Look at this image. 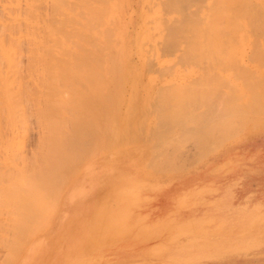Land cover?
<instances>
[{
  "label": "rangeland",
  "instance_id": "1",
  "mask_svg": "<svg viewBox=\"0 0 264 264\" xmlns=\"http://www.w3.org/2000/svg\"><path fill=\"white\" fill-rule=\"evenodd\" d=\"M40 1L13 0L12 4L10 0H0V34L2 32L0 38L5 40L11 32L10 35L20 41V49L22 51L20 50L19 58L24 60H21L20 66L24 62V67L21 66V74L23 75H20L18 79L20 80L22 76L23 81H25H22L23 85L29 88L25 90L23 86L22 90L25 91L20 90L21 88L19 89L20 93L24 92L20 94L22 96L18 94L19 92H16V94L19 95L18 97L22 101L25 97V101L28 99L27 97H30L29 101H27H31L30 103L23 101L27 107L23 104L25 115L20 111L26 116L23 117L26 120L28 119L29 125L25 124L26 121H23V124L15 125L16 127L1 126L4 123L0 114L1 187L4 186L3 184L8 183L5 179L7 174L12 177L17 168L22 169L19 156L14 158L10 156L7 159L9 157L5 153L7 145L9 149L11 148L9 145L15 147L14 144L16 142V147H18L23 145L22 142L24 141V146L20 147V150H23L22 152L25 154L23 155L25 161L23 167L27 168L29 166L28 158L30 159V153L37 149L38 136L42 130L38 127L41 124L37 125L39 122L35 113L39 105L38 102H40L39 99H42L43 96L46 98L49 95V91L46 89L44 91L43 86L39 82L45 76H33V74L29 76L26 71H23L27 60L24 58L27 54L26 42H29L27 38H31L28 33L31 27L29 28L28 25L24 24L25 22L32 23L34 21L32 24L41 34H44V36L42 34L43 39L47 40V32H43L46 31V27L49 28L57 20L62 26V21L64 20L61 13L56 14V16L52 13L51 4L48 0ZM92 1L88 0L91 5L99 8L105 7V4L109 5L106 1L112 4L111 14H115L114 19L118 20L115 22L117 25L115 23L113 24L114 26L110 24V19H107V21L110 27L116 29L115 33L118 32L120 36L121 34L123 35V58L125 62L123 70L126 74L123 71L121 76L119 75L120 79L118 76L112 77V80L116 78L115 80L119 82L123 80V84H119L120 87H110L109 90L107 86H103V89L100 87L101 90H96L97 97L101 96L100 98L102 99V97L106 96L109 98L106 101L107 103L108 100H112V102L109 101L112 104H107V107H110L109 110L113 109L110 112L112 118L111 120L110 118L103 119L102 116L94 118L89 132L93 139H101L104 132L102 130L103 125H106L110 127V136L120 142L118 140L114 141V143L112 142L110 144L111 147L107 144L106 146L102 144L94 149L92 146L91 150L83 158L80 170L78 167L75 170H71L72 173H70L72 175L68 174L66 180L57 185L54 194L50 198L52 200L51 205L40 216L37 215L34 218L35 222L32 227L26 229L23 233H12L13 216L8 208L0 205V264H264V127L249 128L251 125L249 122L250 118L246 119L247 116H244L246 126L243 128L245 124L240 119L242 125L240 126L241 133L239 132L237 136L235 134L233 138L222 142L221 147L205 153V158L203 157L201 160L195 158L197 150L191 142L183 144L180 151L172 158L170 165H167V159H170L169 154L172 153L170 146H167L166 150H164V156L162 154L159 155L157 150L149 151L151 144L154 142L150 139L153 138L151 137L153 133L149 130V128L152 129L150 121L153 112L151 108L157 107L159 96L164 101L169 99L166 98V92L169 90L177 89L175 91L177 94L175 92V94L170 93L172 97L179 96V91L181 93L184 91L183 93H185L184 97L181 95L177 97V107L175 104L170 103V106H175L174 108L172 107L173 109L178 110V115L180 116L181 110L176 108H179L180 101L184 102L180 104V108L187 102L189 103L187 107L193 108V113L200 114V118L202 116L201 122L203 121L202 124L204 125L208 122V120L206 122L208 118H205L206 114L210 115L213 112H215V116H213L214 122L216 120L228 122L223 115L221 117L223 116L224 118L221 120L219 116L226 108L223 105L224 103L225 106L228 102L235 103L237 106L239 103L242 106L245 103L250 105L259 100L260 103H263L264 59L262 60V57L264 58V44L262 42L264 41L250 40L249 42L248 39L243 40V43L237 41L238 44L235 41H230V45L226 44L228 43L227 41H222L223 44L221 46H223V49L219 52L220 55H216L214 51V53L211 51L210 56L209 50H206L205 54V47L200 46V41L195 42V39L190 36V32H187L186 35L189 33L188 37L185 36L183 39L180 37L183 43L179 38V41L175 43L177 44L176 46L174 44L165 49L162 46V38L157 35L156 30L153 28L156 17L154 14L157 7L160 10V15L164 17V7H162L163 4H159L160 0ZM255 1L257 3L260 2L259 4L263 7V13L261 14L263 15V18L261 16L263 20L261 21L264 24V0ZM67 2L69 4L75 3V0H67ZM101 2H105V4ZM201 5V0H186V4H179L178 9L182 10L186 15H197ZM26 9L31 12L32 10L35 11V20L32 21L29 17L31 12L29 15L25 13ZM60 10L62 11V8ZM40 12L42 13L41 18L39 17L41 15ZM175 14L178 13H174V16L172 15L174 20L176 19L174 17H177ZM44 17L45 20L41 26ZM8 19L15 24L12 31L2 27V24H6ZM39 19L41 20L37 21ZM20 26L22 29L24 27V29L22 30ZM41 27L44 29H40ZM65 28L68 29V25L65 24ZM96 28L93 33L96 32L97 35L98 31H96ZM148 31L150 32L148 33ZM147 36L149 39L151 37V41H149L151 44L146 41ZM157 37L162 41L160 40L159 42ZM96 41L100 42L99 36L94 37L91 42ZM155 41L158 45V52L162 50V53L159 52L162 56L154 58L151 56V58L146 52H149L151 47L148 45L155 44ZM24 45L25 48H23ZM224 47L226 48L224 49ZM231 48L233 49L232 52L236 48L232 54H230ZM60 49L63 50V46ZM168 49L170 52H167ZM225 50H227L228 54ZM148 56L150 59L147 58ZM255 57L258 58L256 59ZM210 58L212 59L210 60ZM247 67H250L251 73H248L250 70ZM236 68H240V70L242 68L243 71L241 72ZM220 69L221 71L219 72ZM226 69H229V72L230 70L233 72L236 69L235 72L237 73L238 71L237 75L239 77L236 76V78L233 76L236 73H229ZM252 69L253 73L256 71L255 75L252 74ZM239 72H241V75ZM245 72L250 75L247 76ZM226 73H229L228 79L226 78L228 76ZM101 75L99 74V77ZM220 75L227 76H222L223 80ZM94 76L97 78L96 76L98 75ZM94 76L93 79H95ZM202 76L204 79L206 77L205 81ZM38 77H40L39 80H37ZM107 77L108 75H102L99 80L102 83L108 82L109 77ZM103 78L104 80H101ZM10 79L13 80L14 77L11 76ZM213 80L216 82L214 83ZM94 81L98 82V79ZM30 82L35 87H30L32 86ZM205 83L206 85L204 86L203 84ZM98 84L100 86L99 82ZM206 87L208 90L205 89ZM223 88L227 91H225L226 93ZM33 89L35 93L32 92ZM12 90L15 91L16 88ZM36 90H39V94ZM42 90L43 92H41ZM60 90L59 95L63 98L67 89L64 90L63 88V90ZM26 91L30 93V96L25 94ZM186 91H188L187 94ZM199 91L205 95L204 100L198 94ZM231 93L233 95H229ZM253 93L259 94V100L255 94L254 97L251 96ZM34 94L35 97L33 96ZM235 100L236 102H234ZM250 101L253 102L251 103ZM207 106H212L210 107L212 109L209 110L208 108L207 110ZM98 107L101 108L99 105ZM172 108L170 107V109ZM170 109L168 110L172 114L177 113ZM208 111H211V113ZM193 113H191L192 116H194ZM185 114L190 119L191 114ZM178 115L174 114L173 116L178 118ZM196 117L195 119H197ZM251 119L254 120L253 117ZM186 120L188 121V119H185L184 125L189 126V121L192 119L188 122ZM141 124H143L144 128ZM191 124L193 123H190V127L193 128ZM140 125L142 128H140ZM21 127L24 130H21ZM195 127H197L196 124ZM229 127H231V130L234 128V126ZM25 128H27L26 131ZM189 128V132L192 133L194 128ZM39 129H41L40 133ZM140 129L142 130L140 131ZM81 131H85V129L82 128ZM21 132H23L22 135L25 139L22 137ZM148 133L150 134L148 135ZM17 135L21 140L18 139ZM174 136L175 131L173 129L171 137ZM150 140L151 142H149ZM147 141L148 143H146ZM140 146L148 151L146 156H141L139 153ZM157 164L158 166H155ZM172 165L173 167L171 168ZM119 176L130 177L129 182L121 185ZM74 188H76V191ZM119 207L122 209L121 215L118 213ZM123 213L126 214L127 219H124V217L121 219Z\"/></svg>",
  "mask_w": 264,
  "mask_h": 264
},
{
  "label": "bare ground",
  "instance_id": "2",
  "mask_svg": "<svg viewBox=\"0 0 264 264\" xmlns=\"http://www.w3.org/2000/svg\"><path fill=\"white\" fill-rule=\"evenodd\" d=\"M41 1H43V0H41ZM48 1L51 4L50 9H51L52 13L55 16H56V14L61 13L64 21H62V23H63L62 26L60 25V22L58 20L55 21V23H52V25H50V26L46 25L47 22H45L46 23L45 25L49 26V28L46 27V29H45L46 31H43V32H47L46 33L47 40L43 39L44 38V37H42L43 33L41 34V32L38 31L37 28H35L34 24H32L34 22L33 20H35L34 19L35 18V16H34L35 11L32 10V12H31L29 9L25 10V13L28 15L31 12V16H29V17L32 19L33 22L32 23L25 22V24H24L26 26L28 25L29 28L31 27V30L28 31L29 36L31 38L30 39L27 38L29 40V42H26V52H27L28 56L26 57V55H27L26 54L24 57L27 60H26L25 68H23V71H26V73L29 76H32L31 74H33V76L34 75L35 76H45V78L43 77V79H41V80H39L40 77H38L37 80H39L40 85L43 86L44 91H46V90L49 91L50 96L48 95V96H46V98H44V96H43L42 99H39L40 102H38L39 105L36 109L35 114L37 115V119H38L37 121L39 122V124H37V123L36 124L37 125L41 124L38 127H40L42 130L39 129V133H40V130H41V133L38 136L37 145H36L37 149L34 150L33 152H31L30 153V159L28 158L29 166L27 168L23 167L25 165L23 155H25V154L22 152L23 150L22 151L20 150V147L22 148V146H24V141L22 142L23 145H20L18 147H16V142L14 144L15 147H13L12 145H9V146H11V148L8 149V145H7V149L5 151L6 155L9 156L8 158L6 157L7 159H9L10 156L13 158L16 156H19L20 161H21L20 163L22 164V166H20L22 169L17 168V170H15V172L12 174V177H10L9 174H7L5 176V179L8 181V183L3 184L4 186H2V187L0 186L1 187L0 188V205L8 208L9 211L11 212L12 216H13V218H12V220H13L12 221V223H13L12 233H23V231L32 227V225L35 222L34 218L37 215L40 216L51 205L52 200H50V198L54 194V191H55V188L57 187V185L59 183L63 182L64 180H66L68 174L72 173L71 170H73V169L75 170V168L77 169V167L80 170V165L83 164L82 160L85 157V155L91 150L92 146L94 147V149L98 148L97 146L102 145V144H103V146L104 145L106 146V144L110 146V144L112 142L114 143V141L118 140V139L110 136V134H111V130L109 132L110 127L106 126V125L105 126L103 125L102 130H104V132H103V135L101 134L102 135L101 139H97L95 135L94 136L96 139H93L92 135H90V132H89V130H91L90 126L94 122V118L100 117V116H102L103 119L110 118V120H111V118H112L110 112L113 109L109 110L110 107H107V104L110 105L112 103H109L110 100H108V103L106 102L107 99H109L106 96L102 97V99L100 98L101 96L97 97L98 94H97L96 90H98V89L101 90V88L103 86L104 87L107 86V88L109 90H110V87L111 88H114V87L117 88V87H120L119 84L122 83V81H123V80L121 82H119L118 80L116 81L115 80L116 78H114V80H112V77H116V76H118V78L120 79L119 75L121 76V74L124 71L123 69L125 67V65H124L125 62H124V58H123V35L121 34V36H120V34L118 32L115 33L116 29L114 27L109 26V22H110V24L113 25L115 22L118 21V20L116 21L114 19L115 14L114 15L111 14L112 4L108 3V1H106V3L109 5H106L105 2L104 3L101 2L102 4H105V7L99 8L97 6L91 5L88 2V0H75V3L73 2L70 4L67 2V0H48ZM100 1H102V0H100ZM201 1H202V5H201V7L199 6L200 9L198 10L199 13L197 12V15L196 14L195 15H191V14L186 15L182 12V10L178 9L179 4L180 5L186 4V0H162V1L160 0L161 3L159 2V4H163L162 7H164L163 8L164 9V13H163L164 17H162L160 15V10L157 9L158 7L157 8L155 7L156 9H155L154 15H156V17H155V21L153 24V26H154L153 28L156 30L157 35L162 38L163 41L157 37L159 39V42H160V40L162 41V43H163L162 46H164L165 49H167V47L169 48V46L174 45L176 42H178L180 37H182V39L185 38V36L188 37L189 33L186 35L187 32H190V36L193 39H195V42L200 41V46L205 47V54H206V50H209V55H210L211 51L212 52L214 51L216 53V55L219 54L221 49H223L222 48L223 46H221V44H223L222 41H227L228 42V43H226L227 45L229 43L231 44L230 41H235L238 44L237 41H241V43H243L242 42L243 40H248V39H249V42H250V40L264 41V24L261 21V20H263V19H261V16L263 18V15H261L263 13V7L261 4H259L260 2L257 3L255 0H201ZM10 2L12 3L13 0H10ZM92 2L95 3L94 1H92ZM40 7H42V6H40ZM61 8H62V11L60 10ZM192 8H194V7H192ZM187 10H190V9H187ZM11 11H13V10H11ZM25 13H23V14L26 15ZM42 13H43V11H42ZM42 13H41V15H39L40 18L42 16ZM149 13H151V12L149 11ZM174 13H178V14H175L177 17H174V18H176L175 19L176 21L173 19ZM46 16H47V14H46ZM4 17H5V15H4ZM150 17L152 18V16H150ZM9 19H11V18H9ZM9 19H8V22H6V24H2V27L3 28L6 27L8 30L12 31V29L15 27V24L10 22L11 20L9 21ZM31 19H30V21H31ZM107 19H110V21L108 22ZM172 19H173V22H172ZM40 20L41 19H39L37 21H40ZM44 20H45V17L43 19V22H41V26H42V23H44ZM65 24L68 25V27H69L68 29L65 28ZM22 25H23V23H22ZM115 25H117V24L115 23ZM18 26H19V24H18ZM43 27H45V26H43ZM43 27H41L40 29L43 30L44 29ZM96 27H98L99 30H97L98 28H96ZM20 28H21V26H20ZM95 28H96V31H98L97 35H96V32L93 33ZM21 29H18V30H21ZM23 29H24V27H23ZM14 30H13V32H14ZM149 32L150 31H148V33ZM153 32H154V30H153ZM10 34H11V32L7 35L5 40H3L4 38L3 39L0 38V114L2 115L1 120L4 123V124H1V126L5 125V127L9 126V128L16 127L15 125H19L23 121L27 122V120H28V119L26 120L24 118L26 116H24L25 112H23V109H24L23 104H24V106L26 104V103H23V101H25L26 95L24 96L25 98L22 97L24 99L23 101L18 97L20 94L24 93V92L20 93V90H22V87L24 86L23 82H25V81H23L24 79H22L23 78L22 76H21L20 80L18 79V77L20 75H23V74H21V72H22L21 66H23V64H24V62H23L22 65L20 66V62H21V60H23V59L20 60V58H19L20 52L22 51L20 49L21 43H20V41L17 40V38H13ZM24 34H25V30H24ZM0 35H2V32ZM15 35H16V33H15ZM59 35H62V36H59ZM43 36H44V34H43ZM96 36H99L100 42H97V41L91 42L92 39H94V37H96ZM113 36H115V37L112 38ZM91 37H93V38L91 39ZM143 37L145 38V36H143ZM144 38H143V40H144ZM146 38H147L146 41H148V42L151 41V37H150V39L148 38V36ZM187 39H191V38H187ZM180 40H181V38H180ZM181 42L183 43V40H181ZM150 44L148 45L149 47L151 46L149 49V52H146V53L148 55H150V57L153 56V58L158 57V56H162L161 55L162 50L159 51L161 53L158 52V49H157L158 45H157L156 41H155L156 45L155 44L150 45ZM249 44H251V43H249ZM262 44H264V42H262ZM176 45L177 44H175V46ZM61 46H63V50L60 49ZM204 47H203V50H204ZM23 48H25V45ZM225 48L226 47H224V49ZM235 49L233 52H232V50H233L232 48L230 49L231 51L230 50H228V51H230V54H232L235 52ZM61 50H62V52H61ZM189 50H190V48H189ZM167 52H170V50L168 49ZM222 52L227 53V50H225V52L224 51H222ZM263 53H264V51H263ZM150 57L148 56L147 58L150 59ZM21 58H23V57H21ZM211 59L212 58H210V60ZM263 59L264 58L262 57V60ZM224 68H226V67H224ZM242 68H241V70H240V68H238V69L242 72L243 71ZM249 68L247 67V69H249ZM236 69H234L233 72H231V70L229 72L228 71L229 69L228 70L226 69V70L229 73H236L235 72ZM226 70H224V71H226ZM220 71H221V69L219 70V72ZM241 72H239V74ZM249 72L251 73V70L248 71V73ZM124 73H125V71H124ZM207 73H206V75H207ZM229 73H226V74L228 75ZM237 73H238V71H237ZM237 73L235 75L233 74V76L239 77L237 75ZM248 73L245 72V74H247V76L250 75ZM255 73H256V71L253 73V69H252V74L255 75ZM27 74H26V76H27ZM99 74L100 75L101 74L102 75H108V77H109L108 82L106 81V79L108 78L107 77L105 79L106 82L103 81L104 83H102V81L99 80V78H101L102 75L99 77ZM218 74H220V73H218ZM94 75H98V76H96L97 78H95ZM227 75H224V76H227ZM11 76L14 77L13 80L10 79ZM93 76L95 79H93ZM211 76H213V75H211ZM222 76L223 75H220L221 79H223V77H224V76L223 77ZM233 76H231V77H233ZM206 77H205V79H206ZM228 77H229V75L226 78L228 79ZM123 78H125V77H123ZM202 78H203V76H202ZM96 79H98L100 86H99L98 82L94 81ZM205 79H204V81H205ZM101 80H104V78ZM37 82H36V84H37ZM215 82L216 81H214V83ZM106 83H107V85H106ZM124 83H125V81H124ZM24 84H26V83H24ZM31 84H32V86H30V87L33 88L34 84L33 83H31ZM27 85H29V84H27ZM203 85L205 86L206 83ZM25 86H24V89L27 90L26 88H28V86H26V87ZM11 88L12 89L16 88V90L13 91ZM36 88H38V87H36ZM63 88H64V90L67 89L66 90L67 92L65 91L66 94L62 98L59 95V91H61L60 89L63 90ZM205 89H207V87ZM235 89H232V90H235ZM259 89H260V87H259ZM25 90H22V91H25ZM176 90H173V91L169 90L166 92L167 93L166 98H169V99H166V101H164L162 98L160 99V96H159V100L157 101V105H156L157 107L151 108L153 113L150 111L152 113V116H151L152 119L150 121V123L152 124V126H151L152 129L149 128V130H151V133H153V135L151 136L153 138H150V139L154 142H153V144H151L149 151L150 150L151 151L157 150L159 155L162 154V156H164V154H165V153H163L164 150H166L167 146L168 147L170 146L172 153L169 154L170 159H167V165H170L172 163L171 162L172 158L174 157V155L176 153H178V151H180L181 147L183 146V144L185 142H191L195 146V148L197 150V154L195 156L196 159H200V160L203 159V157L206 155L205 153H207L210 150L215 149L217 147H221L222 142H224L230 138H233L235 136V134L237 136L238 133L241 131L240 126H242L240 123V119L243 120L242 123L245 124V125H243V128H244L246 126V122H245L244 118L246 116L248 117V115H249V117L248 118L246 117V119L250 118L249 122L251 123L249 128L254 129V128L264 127V102L263 103L259 102L260 101L259 100V97H260L259 94L258 95L255 93H253L252 95L250 94L252 97H254L255 95L258 96L259 101H255V103L252 101L254 104L250 101L252 104L248 105V103H245L244 106H242L241 103H239L237 106L235 103H231V102H228V104L225 106V103L221 100V102L224 103L223 104L224 107H226V108L222 111V114H220L219 116L221 117V115H223L225 118H227L228 122H225V120L224 121H217L216 120V122H214L213 116H215L214 115L215 112H213V110H211L213 112V114L211 113V111H208V112H210L212 115L211 114L208 115V113L206 114L208 108H209V110L212 109V108H210L212 106H207L206 107L207 110L205 109L206 112L205 111H203V112L207 115V116L206 115H204V116H206L205 118L208 117L206 119V122H207V120H208V122L207 123L205 122L206 125H204V124H202L203 121L201 122L202 116L200 118L199 117L200 114L193 113V111H192L193 108L191 109V107H187V106H189V103L186 102L187 104L185 103L184 106H182V108H180L181 107L180 104L184 103V102L180 101V104L178 105L179 108H176V109L181 110L182 114L179 111L180 116L178 115V112H177L178 110L173 109L175 106L177 107V104H176V102L178 103L177 97H179L180 95L183 96L185 94V93H183L184 91H182V93L179 91L178 92L179 96H176V97L173 96L172 97L171 94L172 93L175 94ZM33 91H34V89L32 90V92ZM95 91H96V94L94 95ZM223 91L225 92L226 90L224 89ZM16 92L17 93L19 92L18 93L19 95H17ZM29 92H31V91L29 90ZM36 92L38 93L39 90L38 91L36 90ZM41 92H43V90ZM187 92L188 91H186V94H187ZM199 92H201V91H199ZM199 92H198V94H200L202 99L204 100L205 95L202 94L203 92H201V93H199ZM33 93H35V92H33ZM259 93H261V92H259ZM25 94H27V95L29 94V96H30V93H27V91L25 92ZM40 95H39V97H40ZM43 95H44V93H43ZM229 95H233V93H231ZM20 96H22V95H20ZM33 96L35 97V94ZM94 96H96L97 99H96V97L94 98ZM36 97L38 98L37 95H36ZM27 98L29 99L30 97H27ZM110 98L112 99V97H110ZM27 100L25 102H27V103L31 102V101L28 102L29 100L28 101ZM33 100H37V99H33ZM248 100H246V101H248ZM256 100H257V98H256ZM228 101H230V100H228ZM110 102H112V100ZM172 102H174V103H172ZM202 102H204V101H202ZM234 102H236V100ZM243 102H245V101H243ZM94 103H95V105H94ZM170 103L173 105L175 104V106H173V105L170 106ZM96 104H97V106H96ZM98 105L101 108H99ZM164 106H165V108H164ZM170 107L171 108L173 107L172 108L173 112L176 111L177 113L172 114V112L168 110V109H170ZM185 107H186V109H184ZM201 108H203V107H201ZM33 109L35 110L34 106H33ZM172 109H170V110H172ZM190 109H191V111H190ZM20 111H22L24 115ZM26 111H27V109H26ZM183 112H184V114H183ZM196 112H198V111H196ZM33 113H34V111H33ZM185 113H187V114L193 113L194 116H192V114H191V116L194 118H192L189 115L190 116V119H189L188 115L186 117ZM171 114H172V116H171ZM174 114H177L178 118H175L176 115L174 117L173 116ZM244 114H246V115H244ZM118 115H120V114H118ZM223 116L220 118V120L222 118H224ZM237 116H240L241 118L237 117ZM195 117L197 119H195ZM252 117L254 118V120L251 119ZM23 118H24V120H22ZM205 118L203 117V119H205ZM176 119H178V120H176ZM185 119H188V121L192 119L191 121H189V124H188L189 126L184 125ZM26 122H25V124H28V122L27 123ZM191 122L193 123V124H191L193 126V128L195 127V124L197 125V127L194 128V131L191 130L192 133H190L189 132L190 130H188ZM249 122L247 121L248 124H249ZM108 124H109V122H108ZM141 125L143 127V124H141ZM141 125H140V128H142ZM198 125H200V126H198ZM229 126H234V128L231 130V127H229ZM28 127L30 128V126H28ZM149 127H150V125H149ZM185 127H186V129H185ZM27 128H25V131ZM82 128L85 129V131H81ZM88 128H90V129H88ZM155 128H157V129H155ZM193 128L190 127L189 129H193ZM173 129L175 131V136L171 137V135L173 134ZM16 130H17V128H16ZM21 130H24V129H22V127H21ZM37 130H38V128H37ZM141 130L142 129H140V131ZM149 130H148V132H149ZM9 131H11V130H9ZM22 133L23 132H21V135H22ZM94 134H96V133H94ZM149 134L150 133H148V135ZM9 135H10V133H9ZM148 135H147V137H148ZM3 136H4V134H3ZM188 136H189V138H188ZM13 137H11V138H13ZM17 137H18V135H17ZM22 137H23V135H22ZM139 137H140V135H139ZM147 137H146V139L149 140V138H147ZM23 138L25 139V137H23ZM18 139L21 140L19 137H18ZM27 139H28V137H27ZM151 140L149 142H151ZM2 142H3V140H2ZM10 142H12V141H10ZM17 142H19V141H17ZM98 142H100V144H98ZM118 142H120V141L118 140ZM118 142H116V143H118ZM130 143L132 144V142H130ZM146 143H148V141ZM109 146H108V148H109ZM139 149H140L139 153L141 154V156H146V153L148 151L146 149H142L141 146L139 147ZM102 153H103V151H102ZM100 154H98V155H100ZM155 155H156V153H155ZM3 156H4V154H3ZM88 157H90V156H88ZM80 162H81V164H80ZM14 163H15V161H14ZM173 165L171 166V168L173 167ZM9 166H11V165H9ZM155 166H158V164ZM5 169H3V170L5 171ZM0 171H1V168H0ZM76 174H77V172H76ZM76 174H74V175H76ZM1 175L2 174H0V176ZM119 178L121 180V185L127 184L129 182V179H130V177H123V176H119ZM0 185H1V182H0ZM71 185L73 186V184H71ZM71 189H72V187H71ZM75 189L76 188H74V190ZM121 211H122V209H120V207H119L118 213L120 215L122 213ZM124 214L125 213H123V216L121 217V219H123V217H124V219H127L126 214L125 215ZM115 220H117V219H115ZM76 228H78V227H76ZM26 244H28V243H26ZM21 247H23V246H21ZM20 251L21 250L19 249V252Z\"/></svg>",
  "mask_w": 264,
  "mask_h": 264
}]
</instances>
